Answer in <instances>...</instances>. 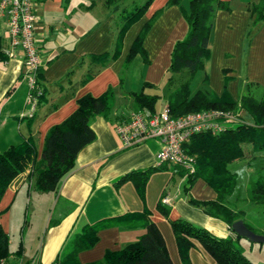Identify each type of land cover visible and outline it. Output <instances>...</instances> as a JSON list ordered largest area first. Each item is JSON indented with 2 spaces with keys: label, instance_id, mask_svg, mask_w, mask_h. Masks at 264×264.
<instances>
[{
  "label": "crops",
  "instance_id": "0c3cea01",
  "mask_svg": "<svg viewBox=\"0 0 264 264\" xmlns=\"http://www.w3.org/2000/svg\"><path fill=\"white\" fill-rule=\"evenodd\" d=\"M223 1L229 3L228 9L215 11L208 35L207 58L202 69L191 77L195 78V85L191 88L190 79L189 87L214 96L225 90L236 100L244 92L246 83L251 82L249 89L257 96L264 85V19L249 27L251 16L247 6L256 0ZM130 2L113 0L106 5L104 0H33V42L39 60L37 78L43 90L30 112L21 74L22 50L15 47L11 56L5 55L7 33L0 15V46L5 56L0 59V151L30 137L36 162L46 130L68 116L79 97L96 96L110 86L114 100L110 115L90 117L94 137L76 152L72 169L58 180L54 190L34 188L30 168L16 174L4 188L0 195V228L8 236L9 251L2 260L5 264L56 263L82 225L137 211L143 205L130 181L119 184L116 181L125 172L158 166L155 164L158 141L150 138L126 146L114 132L112 123L116 117L127 114L124 108L129 107L128 113L132 110L127 92L140 90L142 81L154 85L145 86L142 91L157 97L166 95L175 86L167 79L169 52L172 43L186 32V22L178 5L150 0L123 32L117 56L103 66L90 61V55L113 48L116 33L112 9ZM149 20L140 43L144 55L136 53L124 65L132 41ZM135 57L140 59L141 66L134 83L136 87L131 89L126 84V72ZM89 73L92 75L83 80ZM259 159L260 163L264 162V157L233 162L252 165ZM147 178L144 203L172 264L180 261L167 219L183 218L206 228L214 236L228 235L229 227L223 221L205 214L199 205L188 201V197L197 200L215 197L214 189L201 178L194 179L188 190L183 189V177L170 181L168 170L154 171ZM237 189L226 201L242 209L247 200L236 196ZM161 195L168 198V203H162L167 217L155 208ZM142 230L140 226L102 227L96 232L97 238L91 247L78 250L76 258L80 263L99 260L106 249L128 244ZM192 242L188 249L191 264H216L198 242Z\"/></svg>",
  "mask_w": 264,
  "mask_h": 264
},
{
  "label": "trees",
  "instance_id": "16d2710c",
  "mask_svg": "<svg viewBox=\"0 0 264 264\" xmlns=\"http://www.w3.org/2000/svg\"><path fill=\"white\" fill-rule=\"evenodd\" d=\"M112 1L104 0L106 5L111 4ZM149 2L150 0H131L128 5L112 9L115 12L113 24L116 33L113 48L101 54L90 55V61L103 66L107 61L114 59L118 54L123 32L132 20H136L141 15ZM171 3L178 5L180 14L186 22V32L172 43L167 79L171 81L174 72L183 70L186 71L187 76L167 93L164 100L165 106L171 116L209 108L229 109L234 120L226 123L216 133L201 131L189 138L185 147L192 155L194 163L189 172L177 165L162 163L122 174L116 184L125 180L130 181L143 204L141 209L127 211L114 217H104L82 225L63 254L57 259V264H172L162 236L149 217L150 211L144 203L146 179L150 173L158 170H168L170 181L183 177L185 190H188L194 179L201 178L214 189L215 197L206 200L188 197V201L199 205L205 214L218 218L229 227L228 235L217 237L206 228L193 225L183 218L167 219L176 243L180 264H191L188 249L193 244L192 240L198 242L216 264H256L242 253L241 236L235 234L230 227V223L236 219L243 221L244 212L240 208L232 207L230 202L226 201V197L236 189V175L233 171L230 172L227 164L240 159L251 160L254 157H264V85L256 96L249 89L252 83H246L244 92L236 100L230 98L225 90L219 96L201 89L192 91L189 81L196 71L202 69L203 61L208 55V35L211 31L212 17L217 9H228L229 3L223 0H166L165 2L166 5ZM247 9L251 16L249 27L264 19V0L251 2ZM149 23L150 20L142 25L139 34L132 41L124 65L136 53L144 55L140 43ZM3 57L5 56L0 46V59ZM90 75L92 74L85 75L83 80ZM37 76H39V68ZM141 85L142 88L148 85L154 86L145 81H142ZM142 88L127 92L131 99V109L146 107L152 111L158 99L157 95L145 93ZM77 101L76 107L68 116L48 127L36 162L34 161L35 146L30 137L0 151V195L10 180L26 168L31 169L33 187L41 191L54 190L58 180L72 169L76 152L94 137L89 126L90 117L95 114L107 117L111 114L114 101L113 89L108 86L96 96L85 94ZM245 187V200L264 207V174L257 173L249 178ZM155 204V208L167 217V210L160 200ZM243 222L245 226L253 230L252 226ZM111 225L140 226L143 232L118 249H106L99 260L78 262L76 252L91 247L96 241V232L102 227ZM7 243L8 236L0 228V260L8 255Z\"/></svg>",
  "mask_w": 264,
  "mask_h": 264
},
{
  "label": "built area",
  "instance_id": "2783aa9c",
  "mask_svg": "<svg viewBox=\"0 0 264 264\" xmlns=\"http://www.w3.org/2000/svg\"><path fill=\"white\" fill-rule=\"evenodd\" d=\"M33 11V0H0V15L7 33V45L3 51L11 56L15 47L22 50L21 74L27 90L25 102L29 105V112L43 90L37 78L39 60L33 42ZM169 112L165 104L152 111L146 107L132 109L125 116L114 119L113 130L126 146L145 139H156L159 147L155 153V164H174L189 172L194 164L185 147L189 138L201 131L216 133L234 120L229 109H201L176 116H171ZM159 200L168 203L166 195H161ZM0 264L5 263L0 260Z\"/></svg>",
  "mask_w": 264,
  "mask_h": 264
},
{
  "label": "rangeland",
  "instance_id": "374dc122",
  "mask_svg": "<svg viewBox=\"0 0 264 264\" xmlns=\"http://www.w3.org/2000/svg\"><path fill=\"white\" fill-rule=\"evenodd\" d=\"M139 60L140 59L138 57H135L133 58L132 61H130V64H128L129 65L128 70H127L128 72H126L127 73L126 74V77H127L126 84L128 88L134 89L136 87L134 83H135L136 75L139 73L138 70L141 66ZM186 76L187 74L185 70L177 72V73L174 72L173 76L171 77V81H170L171 86H173L174 84L175 86L178 85V83L184 80ZM194 79L195 78L191 79V84H190L191 88H193V86L195 85ZM166 95L164 94L161 97H157L158 99H156L154 103L155 110L159 109L163 105L164 100L166 99L165 98ZM128 110H129V107L124 108L125 113H128ZM259 161H262V160L259 159L255 164H252V165L245 164L244 162H239V161L230 163L228 165V168L233 171L236 169H240L242 167H246L247 169L244 173L243 179L237 176L235 177V187L238 188L236 190V193H237L236 196L238 198L243 197V196L245 197L246 195L245 184L247 183L249 178L254 177L255 175H257V173L264 174V162L260 163ZM242 210H244V212L246 213V215H244L245 222H247L250 226H252V229L256 233L262 234V232H264V207L261 205L258 206L256 204L245 202L242 206ZM241 240L242 241L240 242V244L242 248V253L245 254L247 259L251 260L252 262L256 264H264V244L257 243V242H249L245 238H241ZM258 245H261L260 248Z\"/></svg>",
  "mask_w": 264,
  "mask_h": 264
},
{
  "label": "water",
  "instance_id": "95a60500",
  "mask_svg": "<svg viewBox=\"0 0 264 264\" xmlns=\"http://www.w3.org/2000/svg\"><path fill=\"white\" fill-rule=\"evenodd\" d=\"M230 227L235 234L245 238L249 242H257L264 244V234H259L249 229V227L245 226L242 219L234 220L230 223Z\"/></svg>",
  "mask_w": 264,
  "mask_h": 264
},
{
  "label": "clouds",
  "instance_id": "9594fccd",
  "mask_svg": "<svg viewBox=\"0 0 264 264\" xmlns=\"http://www.w3.org/2000/svg\"><path fill=\"white\" fill-rule=\"evenodd\" d=\"M246 170H247L246 167H242L240 169L234 170L233 174L236 175L237 177L243 179L244 173H245Z\"/></svg>",
  "mask_w": 264,
  "mask_h": 264
}]
</instances>
